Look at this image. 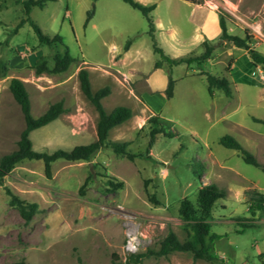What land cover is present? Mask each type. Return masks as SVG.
Returning a JSON list of instances; mask_svg holds the SVG:
<instances>
[{
    "label": "rangeland",
    "instance_id": "1",
    "mask_svg": "<svg viewBox=\"0 0 264 264\" xmlns=\"http://www.w3.org/2000/svg\"><path fill=\"white\" fill-rule=\"evenodd\" d=\"M21 1L0 0V58L8 66L0 76V157L17 148L25 127L9 89L12 77L24 80L35 117L58 100L66 108L31 132L35 149L72 148L97 138L99 114L81 90L82 67L89 70L94 91L110 86L102 99L107 111L118 105L133 111L110 130L111 140L129 142L134 153L145 152L153 117L164 131L156 134L149 151L154 159L131 160L102 148L89 160H55L50 175L42 159L17 163L0 185V264H112L114 253L119 264H127L123 245L128 226L140 238L139 251L157 247L169 230L184 241L193 232L180 216V203L188 198L197 208L199 189L211 183L226 190L210 220L211 232L221 235L214 242L217 258L195 259L191 252L172 251L146 257L141 264H264V214H251L246 195L250 189L264 193V171L220 143L222 135L232 134L264 162V123L253 118L264 119V68L252 64L244 47L195 24L218 20L219 10H225L229 32L249 33L250 46L264 53V0H140L157 4L156 40L168 55H199L205 40L214 46L202 63L171 68L163 61L159 69L167 74L172 69L175 79L171 98L153 83L160 56L138 9L124 0H47L43 7L33 6L31 18L42 31L62 36L51 47L39 42L28 22L18 27L25 16ZM66 47L77 59L67 70L35 72L36 59L47 60L52 68L53 54L64 53ZM203 71L226 76L232 95L219 88L211 95ZM111 179L123 186L110 190ZM6 187L37 203L32 219L26 221L9 204ZM242 222L254 225L243 227Z\"/></svg>",
    "mask_w": 264,
    "mask_h": 264
},
{
    "label": "trees",
    "instance_id": "2",
    "mask_svg": "<svg viewBox=\"0 0 264 264\" xmlns=\"http://www.w3.org/2000/svg\"><path fill=\"white\" fill-rule=\"evenodd\" d=\"M133 8L138 9L148 21V34L153 41V48L156 53L159 54L160 58L155 62V67H161L163 61H166L172 68L175 65L186 63L191 64L193 62L202 63L208 59L214 49L213 44L204 41L205 50L199 55L193 56H179L172 57L165 53L163 48L158 45L156 40V24L153 11L156 8V3H143L140 0H124ZM193 3H199L198 0H186ZM23 9L25 16L20 20L18 27L28 22L34 29L39 42L44 43L48 46H53L55 42H62V36L56 34L50 36L45 34L41 27L36 24L31 18V10L33 6L43 7L47 0H22ZM93 15V10L89 11L87 21ZM229 14L220 9L218 12V20L221 28L219 39L228 40L233 42L236 46L244 47L247 49V53L254 66L262 65L264 68V53L252 48L250 46L251 36L246 33V36H239L231 34L228 30V18ZM130 42V39L126 44ZM0 44L2 42L0 41ZM77 59L73 57L66 47L64 53L55 52L53 54L54 66L50 68L47 64V60L38 58L34 64V69L37 74L43 72H56L60 73L69 68V66ZM8 66L6 62L0 58V76L6 75ZM208 82V90L211 95L214 94L215 89L219 88L224 91L226 96L232 95V88L230 80L226 76H217L211 72L203 71ZM78 78L80 87L86 97L91 101L96 110L98 111L99 118L97 121V138L89 143L77 144L72 148H57L52 151L49 150H38L33 147V141L31 139V132L35 129L43 127L50 122L54 121L58 116L66 111V108L62 100H58L51 103L48 108L35 117L31 111V99L27 90L24 80L19 77H12L9 83V89L19 104L25 120V127L20 133V138L17 143V148L9 153L3 154L0 157V185H4L5 177L11 172L14 166L25 160V159H42L45 163V169L47 175L51 173L52 163L57 159L67 160H89L92 155L102 148H111L117 155H125L129 159L133 160L136 157H145L148 159H154L150 154V149L155 140L157 133L164 131V126H158V117H153L151 121L155 124L150 130V139L146 147L145 152L134 153L128 149L129 142L113 141L109 138L110 130L126 120H128L133 111L129 106L118 105L111 111H107L104 107L102 99L107 96L111 88L109 85L93 90L90 72L86 67H82L78 72ZM175 79L172 75V69L168 72V83L165 88V93L168 98H171L174 94ZM258 122H263L264 119L253 117ZM169 135L171 133H168ZM220 143L228 148L239 151L243 160L246 163L252 164L259 167L264 171V162H261L257 157L245 148L241 142L232 134H224L220 138ZM88 182V178L81 187V191H84L85 185ZM110 190L116 191L123 186L122 181H109ZM6 192L9 195V204L15 207L21 216L26 220L32 219L33 215L37 211L38 205L35 202H28L16 195L11 191L10 188L6 187ZM226 195V190L219 187L218 185L211 183L203 185L198 192L197 197V208L194 206L192 201L188 198L182 199L179 206V213L183 221L187 222L192 229V234L184 241L180 240L178 235L173 231L169 230L168 234L159 240L157 247H148L144 251H138L131 253L126 256L127 264H141L146 257L150 256H167L172 251H188L193 254L195 259L213 260L217 258V254L213 252L214 242L221 235L217 232H211V218L212 209L217 199L222 198ZM248 197L249 210L252 215L258 211L261 215L264 214V193L256 189H250L246 191ZM243 227L253 226L254 224L244 223ZM118 254H113L112 264L118 263ZM16 264H27L24 261H19Z\"/></svg>",
    "mask_w": 264,
    "mask_h": 264
},
{
    "label": "crops",
    "instance_id": "3",
    "mask_svg": "<svg viewBox=\"0 0 264 264\" xmlns=\"http://www.w3.org/2000/svg\"><path fill=\"white\" fill-rule=\"evenodd\" d=\"M153 3H155V2H153ZM156 23L157 22L155 21V24ZM195 24L198 27V29H204L208 34L218 35L221 32L219 20H195ZM158 26H159V24L157 23L156 29L158 28ZM152 80H153V83L158 85V87L166 88L167 83H168V74L161 72V69L158 68V69H156Z\"/></svg>",
    "mask_w": 264,
    "mask_h": 264
},
{
    "label": "built area",
    "instance_id": "4",
    "mask_svg": "<svg viewBox=\"0 0 264 264\" xmlns=\"http://www.w3.org/2000/svg\"><path fill=\"white\" fill-rule=\"evenodd\" d=\"M254 73V72H253ZM261 75L264 76V72H261ZM124 251L127 254L136 253L140 249V238L134 230V227L128 226L125 231V242H124Z\"/></svg>",
    "mask_w": 264,
    "mask_h": 264
}]
</instances>
